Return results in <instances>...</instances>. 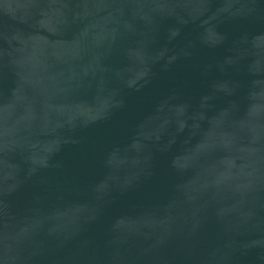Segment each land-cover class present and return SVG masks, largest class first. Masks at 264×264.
<instances>
[{"label": "water", "instance_id": "95a60500", "mask_svg": "<svg viewBox=\"0 0 264 264\" xmlns=\"http://www.w3.org/2000/svg\"><path fill=\"white\" fill-rule=\"evenodd\" d=\"M0 264H264V0H0Z\"/></svg>", "mask_w": 264, "mask_h": 264}]
</instances>
